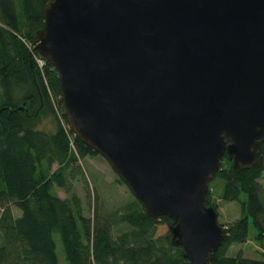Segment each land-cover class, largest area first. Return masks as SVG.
Listing matches in <instances>:
<instances>
[{
	"label": "water",
	"instance_id": "1",
	"mask_svg": "<svg viewBox=\"0 0 264 264\" xmlns=\"http://www.w3.org/2000/svg\"><path fill=\"white\" fill-rule=\"evenodd\" d=\"M43 14L36 48L74 136L171 220L185 264H206L225 236L209 183L264 142V0H50Z\"/></svg>",
	"mask_w": 264,
	"mask_h": 264
},
{
	"label": "trees",
	"instance_id": "2",
	"mask_svg": "<svg viewBox=\"0 0 264 264\" xmlns=\"http://www.w3.org/2000/svg\"><path fill=\"white\" fill-rule=\"evenodd\" d=\"M48 1L0 0V264H59L55 233L69 264H185L181 247L170 243L171 220L149 217L132 194L126 205L106 211L98 193L92 192L93 213L83 214L72 179L82 174L78 161L97 153L66 123L56 70L45 58L43 70L36 65L42 56L35 48V33L43 25ZM35 88L43 98L42 114L54 110L52 97L61 108L54 132L25 125L27 117L38 116L31 112ZM20 90L25 91L19 99ZM24 103L25 109H20ZM263 172L264 142L249 169L233 170L231 161L223 158L214 176L222 181L218 198L238 202L240 216L219 223L226 226L225 236L206 264H264V259L227 255L230 245L247 239L249 223L256 239L264 242ZM117 181L122 182L118 177ZM55 188L65 196L56 194ZM210 189L211 185L204 203L218 215ZM161 224L168 230L158 234Z\"/></svg>",
	"mask_w": 264,
	"mask_h": 264
},
{
	"label": "rangeland",
	"instance_id": "3",
	"mask_svg": "<svg viewBox=\"0 0 264 264\" xmlns=\"http://www.w3.org/2000/svg\"><path fill=\"white\" fill-rule=\"evenodd\" d=\"M36 65L38 69L43 70L45 62L43 66H39L40 64L37 62ZM36 90L37 89L35 88L32 92L35 95V105L31 112L35 113L37 110L38 116L27 117L25 125L47 132H54L58 128V116L61 115V108L58 105H55L56 103L53 101L54 98L52 97L51 99L52 102H54V110L50 111L47 109V112L42 114L43 98L39 93H37ZM24 91L25 90L18 91L17 98H22ZM46 99H48V97H46ZM46 103L48 107L47 100L45 104ZM222 162L223 159L221 160V163ZM78 164L82 169V174L75 176L72 179V187L73 191L80 197L82 201L83 214L85 216H91L93 213L94 197L92 192L98 193L100 198L99 200L104 205L106 211L120 208L126 205V203L130 200L131 193L129 189L123 182L119 183L117 181V174L112 170L108 162L103 157L98 154L86 156L80 159ZM56 167L57 165L54 164L52 169H55ZM82 178L85 179L89 191L85 189L86 187ZM260 183L264 186V172L260 178ZM209 185H211L209 196L210 201H214L218 205V222L230 223L238 218L240 216V204L234 201L225 202L218 198V195L221 192L222 181L219 178L214 177ZM54 192L60 197L65 196L64 192L59 188H55ZM13 213H17L15 208H13ZM222 226L226 228L225 225ZM167 230L168 226L166 224H161L158 227V234L164 233ZM53 239L56 244L58 263L69 264L63 252L60 236L55 233L53 234ZM262 244H264L263 240L256 239V230L254 229L252 223H249L247 239L244 242L230 245L227 249V255H241L253 259H264V247Z\"/></svg>",
	"mask_w": 264,
	"mask_h": 264
},
{
	"label": "built area",
	"instance_id": "4",
	"mask_svg": "<svg viewBox=\"0 0 264 264\" xmlns=\"http://www.w3.org/2000/svg\"><path fill=\"white\" fill-rule=\"evenodd\" d=\"M35 61L40 64L39 66L44 65V58H42V57H37Z\"/></svg>",
	"mask_w": 264,
	"mask_h": 264
},
{
	"label": "flooded vegetation",
	"instance_id": "5",
	"mask_svg": "<svg viewBox=\"0 0 264 264\" xmlns=\"http://www.w3.org/2000/svg\"><path fill=\"white\" fill-rule=\"evenodd\" d=\"M23 106L24 107L26 106L25 103L23 104ZM23 106H21L20 109H25V108H23ZM36 113H37V110H36Z\"/></svg>",
	"mask_w": 264,
	"mask_h": 264
}]
</instances>
